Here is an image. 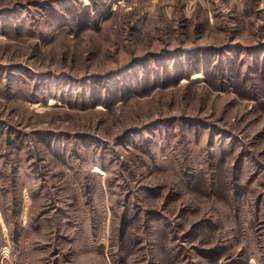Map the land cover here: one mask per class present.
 Wrapping results in <instances>:
<instances>
[{
    "label": "rangeland",
    "instance_id": "rangeland-1",
    "mask_svg": "<svg viewBox=\"0 0 264 264\" xmlns=\"http://www.w3.org/2000/svg\"><path fill=\"white\" fill-rule=\"evenodd\" d=\"M0 264H264V0H0Z\"/></svg>",
    "mask_w": 264,
    "mask_h": 264
}]
</instances>
